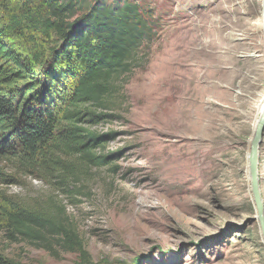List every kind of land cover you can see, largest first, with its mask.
<instances>
[{
  "label": "rangeland",
  "instance_id": "374dc122",
  "mask_svg": "<svg viewBox=\"0 0 264 264\" xmlns=\"http://www.w3.org/2000/svg\"><path fill=\"white\" fill-rule=\"evenodd\" d=\"M131 1L156 20L157 35L107 97L114 117L91 127L117 132L98 152L119 154L82 169L68 187L0 157V257L10 264H264L247 161L264 104V0ZM10 40L30 48L22 37ZM258 172L264 204V132ZM8 201L53 227L36 238L12 231ZM55 229L75 234L83 253Z\"/></svg>",
  "mask_w": 264,
  "mask_h": 264
},
{
  "label": "trees",
  "instance_id": "16d2710c",
  "mask_svg": "<svg viewBox=\"0 0 264 264\" xmlns=\"http://www.w3.org/2000/svg\"><path fill=\"white\" fill-rule=\"evenodd\" d=\"M3 1L20 9L4 11ZM84 1L0 0V157L63 187L82 169L109 165L119 154L98 152L117 132L91 127L114 117L107 112V97L158 31L152 15L131 0H94L70 22ZM15 36L30 48L10 40ZM11 203L3 214L12 231L36 238L53 227ZM55 231L68 248L83 253L75 234ZM0 264L10 263L0 257Z\"/></svg>",
  "mask_w": 264,
  "mask_h": 264
},
{
  "label": "water",
  "instance_id": "95a60500",
  "mask_svg": "<svg viewBox=\"0 0 264 264\" xmlns=\"http://www.w3.org/2000/svg\"><path fill=\"white\" fill-rule=\"evenodd\" d=\"M264 132V104L260 109V113L255 121L249 139V150L247 155L248 161V179L250 182V191L253 198L260 235L264 243V204L260 190V178L258 172L259 165V146L262 141Z\"/></svg>",
  "mask_w": 264,
  "mask_h": 264
}]
</instances>
